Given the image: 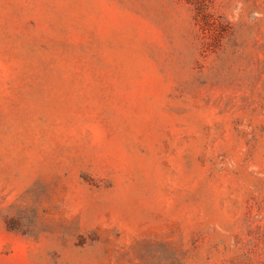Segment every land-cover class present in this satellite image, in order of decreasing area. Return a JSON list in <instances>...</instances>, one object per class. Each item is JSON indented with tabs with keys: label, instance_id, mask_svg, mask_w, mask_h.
I'll use <instances>...</instances> for the list:
<instances>
[{
	"label": "rangeland",
	"instance_id": "1",
	"mask_svg": "<svg viewBox=\"0 0 264 264\" xmlns=\"http://www.w3.org/2000/svg\"><path fill=\"white\" fill-rule=\"evenodd\" d=\"M0 264H264V0H0Z\"/></svg>",
	"mask_w": 264,
	"mask_h": 264
}]
</instances>
